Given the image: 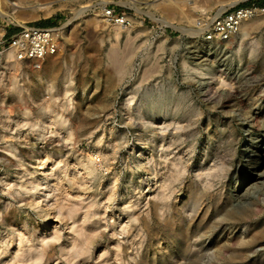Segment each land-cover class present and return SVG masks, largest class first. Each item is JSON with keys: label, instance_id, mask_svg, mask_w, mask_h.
<instances>
[{"label": "rangeland", "instance_id": "obj_1", "mask_svg": "<svg viewBox=\"0 0 264 264\" xmlns=\"http://www.w3.org/2000/svg\"><path fill=\"white\" fill-rule=\"evenodd\" d=\"M17 1L2 19H75L41 69L0 46V264H264V184L238 188L264 147V15L209 41L176 0H114L159 23L125 38L108 0Z\"/></svg>", "mask_w": 264, "mask_h": 264}, {"label": "built area", "instance_id": "obj_2", "mask_svg": "<svg viewBox=\"0 0 264 264\" xmlns=\"http://www.w3.org/2000/svg\"><path fill=\"white\" fill-rule=\"evenodd\" d=\"M222 7V6H221ZM192 0H176L173 9L174 24L196 34L197 38L216 41H233L241 29L264 15V6L233 5L224 9ZM98 18L105 26L113 27L122 37L131 38L138 30L151 31L159 28L156 21L146 22L145 16L118 1L108 0L95 7ZM72 13L64 14L55 24L38 25L30 21L5 20L0 17V46H6L11 60L31 63L41 69L42 63L65 50L66 33L72 22ZM180 37H191L172 25L164 26ZM91 161L103 171L101 157L90 155Z\"/></svg>", "mask_w": 264, "mask_h": 264}, {"label": "bare ground", "instance_id": "obj_3", "mask_svg": "<svg viewBox=\"0 0 264 264\" xmlns=\"http://www.w3.org/2000/svg\"><path fill=\"white\" fill-rule=\"evenodd\" d=\"M16 3L17 4H14V5L17 8H22V2L21 1L18 0ZM169 3L170 4L167 5V11H172V8L174 7L175 2L174 1H170ZM49 4H51V3H49ZM131 5L135 8V11L137 13H139V14L141 13V11L139 10V8H138L137 5H135V4H131ZM224 8L221 7V9H224ZM37 9L43 10L45 14H49V12L52 11L50 5H47V4L44 5V3H43V5L41 4L38 7L33 8L32 10H37ZM71 13H72L71 15H72V22H73L74 19H75V17H74V13L73 12H71ZM0 14L4 16L6 13L4 14L2 11H0ZM72 22H71V24H72ZM261 151H263V152H261V153L258 154L257 161L252 166H250L248 168V172L246 173L243 181L240 182V185L238 187L240 189V191H239V196L240 197L247 195L248 192L249 193L250 192L251 193L254 192L261 185L264 184V147L261 149ZM33 185L35 187H41V181L38 178H36V180L34 181Z\"/></svg>", "mask_w": 264, "mask_h": 264}, {"label": "trees", "instance_id": "obj_4", "mask_svg": "<svg viewBox=\"0 0 264 264\" xmlns=\"http://www.w3.org/2000/svg\"><path fill=\"white\" fill-rule=\"evenodd\" d=\"M258 3H261L262 1L261 0H257Z\"/></svg>", "mask_w": 264, "mask_h": 264}]
</instances>
